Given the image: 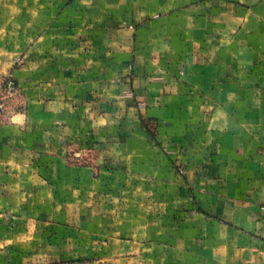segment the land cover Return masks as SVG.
Here are the masks:
<instances>
[{
  "label": "crops",
  "instance_id": "obj_1",
  "mask_svg": "<svg viewBox=\"0 0 264 264\" xmlns=\"http://www.w3.org/2000/svg\"><path fill=\"white\" fill-rule=\"evenodd\" d=\"M5 81L0 264H264V0H0Z\"/></svg>",
  "mask_w": 264,
  "mask_h": 264
},
{
  "label": "rangeland",
  "instance_id": "obj_2",
  "mask_svg": "<svg viewBox=\"0 0 264 264\" xmlns=\"http://www.w3.org/2000/svg\"><path fill=\"white\" fill-rule=\"evenodd\" d=\"M16 62H19V61L16 60ZM12 88L13 86L10 85V83L7 81H5L2 84V86H0V105H2V107L0 108V111L1 109H4L6 111L9 108V106H11L12 103L9 101L10 98H7V97ZM67 158H68V161L72 165L81 166V167L87 166L88 170L91 172V174H93V176H96V177L101 176V167L98 162V159L100 158V151L96 147H86L84 149H81V152H80V149H78L77 147H74L72 144L71 149L68 151ZM130 161L132 163V157H130ZM135 162L137 163L136 159H135ZM107 170L109 171L118 170L122 172V175L119 176L117 184L112 186V189H115V191H118L119 193L120 192L123 193L126 191H133L134 193H137V192L141 193V192L149 191L150 193L151 192L154 193L158 191V184L155 183V181H153L154 175H150L152 181L146 182L143 180V175H146L145 178H148V176L147 174H144L141 171L136 172L138 176H132V174L135 173V171H137V169L135 170L134 168H131V170H128L127 166H124V165L121 166L120 164H113L112 166L109 165ZM178 172L180 174H183L184 169L180 167L178 168ZM128 174H131V175L128 176ZM155 174L157 175V173ZM144 182L148 184L144 185ZM121 196L122 195H120V198ZM128 198L132 199V197L131 198L128 197ZM142 201L143 200L139 199V202H142ZM118 202L123 203L126 206V203H128L129 201L127 202V200L126 201L119 200ZM153 203L154 201H152V204ZM135 204L136 205H131V209H133L132 207H135V209L138 208V205L136 202ZM136 220L138 222H141L140 221L141 218L137 216H136Z\"/></svg>",
  "mask_w": 264,
  "mask_h": 264
},
{
  "label": "built area",
  "instance_id": "obj_3",
  "mask_svg": "<svg viewBox=\"0 0 264 264\" xmlns=\"http://www.w3.org/2000/svg\"><path fill=\"white\" fill-rule=\"evenodd\" d=\"M2 107V105H0V108ZM182 171V170H181Z\"/></svg>",
  "mask_w": 264,
  "mask_h": 264
}]
</instances>
